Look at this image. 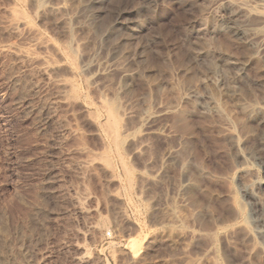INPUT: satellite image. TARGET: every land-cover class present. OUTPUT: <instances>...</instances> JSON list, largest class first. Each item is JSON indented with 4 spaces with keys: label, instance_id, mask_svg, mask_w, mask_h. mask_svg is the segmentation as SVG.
I'll return each mask as SVG.
<instances>
[{
    "label": "rangeland",
    "instance_id": "374dc122",
    "mask_svg": "<svg viewBox=\"0 0 264 264\" xmlns=\"http://www.w3.org/2000/svg\"><path fill=\"white\" fill-rule=\"evenodd\" d=\"M43 1L0 0V264H264V0Z\"/></svg>",
    "mask_w": 264,
    "mask_h": 264
},
{
    "label": "bare ground",
    "instance_id": "6f19581e",
    "mask_svg": "<svg viewBox=\"0 0 264 264\" xmlns=\"http://www.w3.org/2000/svg\"><path fill=\"white\" fill-rule=\"evenodd\" d=\"M60 1H62V0H60ZM220 1L222 3H224V4L225 3L227 4V3L230 2L229 0H220ZM43 2H44L43 5L45 6L44 7V10L42 8V11L43 12H45V13L55 12V13H59V14L62 12L61 13V17H64V18L61 21H62V23H64V25L65 24L67 25V22H69L68 21V18H71V17H68V18L66 17L65 18V16L63 15L64 11H66L65 10V5H63V2H59V0H57V1L56 0H45ZM96 2H97V0H93L91 3L94 4ZM45 4H47V5H45ZM83 7L88 9L87 6H83ZM227 10H229V9H227ZM91 14H92V12H91ZM88 15H90V14H88ZM91 17L94 18L93 16H90V18ZM236 21L237 20H235V14H233L232 12H230V10L228 12H226V24L230 28H232V30H233L232 32L234 33V35H237L236 37H238V35H242V33H244V30H243L244 28L243 27L241 28V26H238L237 24H235ZM10 24H11L10 26H12L13 29H16V28H18L22 24V21H21V19L18 16H14L13 15L12 18H11ZM256 29L257 30L260 29V31L262 32V35L260 37L261 40H259V42H260L259 45H260V48H264V20H261L258 24H256V26L252 27V30H256ZM41 71H43V70L41 69L40 72ZM263 109L264 108L261 107V106H253V107H251L247 111V113L245 114L246 121L244 123V126L245 127H248V128H251V129H255V130H259L260 131L259 148L264 151V119H258V115H259V113L261 111H263ZM227 139H228V143H229L228 146H230V148L234 151L233 153H237V155L240 158H244L247 153L244 154L242 152L243 149H241V148L244 147V145H246V144H244L245 141L243 142V141L239 140V138H237L234 135V133L233 134L232 133H229V131H228ZM241 189H242L243 196L246 197V198L251 199L253 201L252 203H254V206H255L254 213H252V214L254 216L256 225L254 224L255 225V228L252 229L250 236L252 238H254V239H257L258 241H261L262 242V245L264 246V179L262 181H259L256 184V186L254 185V190L253 189L251 190L249 188V186L246 185V184H244L241 187ZM209 234H211V233H209ZM212 236L209 235L210 239H211ZM212 239H214V238H212ZM212 250H210V252ZM207 251H209V249ZM214 263L216 264L215 261H214Z\"/></svg>",
    "mask_w": 264,
    "mask_h": 264
}]
</instances>
